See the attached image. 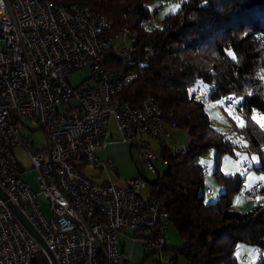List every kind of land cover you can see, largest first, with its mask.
Segmentation results:
<instances>
[{
  "label": "built area",
  "instance_id": "built-area-1",
  "mask_svg": "<svg viewBox=\"0 0 264 264\" xmlns=\"http://www.w3.org/2000/svg\"><path fill=\"white\" fill-rule=\"evenodd\" d=\"M135 40L129 28L113 32L103 13L84 4L0 0V186L58 264H122L120 232L145 234L144 250L158 252L159 259L167 244L168 213L160 200L149 197L145 173L118 186L97 182L83 171L88 164L114 168L113 160L102 163L96 155L109 136L115 137L108 130L111 117L122 142L141 149L150 173H158L159 163L167 164L162 146L173 154L185 150L184 145H166L171 134L152 97L131 105L117 96L142 71ZM84 69L92 83L71 87L69 76ZM208 93L202 87L195 90L201 100ZM227 108L237 110L234 98ZM32 120L42 130L41 147L34 148L31 138L21 135L20 125ZM145 136L157 143L156 152ZM15 146L28 150L36 188L26 182ZM247 171L245 162L239 173ZM262 189L259 181L249 187L243 181L238 195L255 202ZM213 191L206 184L199 193L211 196ZM41 253L0 200V264H32Z\"/></svg>",
  "mask_w": 264,
  "mask_h": 264
},
{
  "label": "trees",
  "instance_id": "trees-1",
  "mask_svg": "<svg viewBox=\"0 0 264 264\" xmlns=\"http://www.w3.org/2000/svg\"><path fill=\"white\" fill-rule=\"evenodd\" d=\"M49 1L65 7L84 4L103 13L113 32L129 28L136 37L142 71L118 92V98L136 105L152 97L166 126L187 132L185 150L173 154L162 146L165 171L146 180L149 197L163 203L168 223L182 240L172 248L174 264L178 255L187 264H237L234 253L243 244L259 251L258 264H264V202L247 212L233 208L244 177L225 175L221 166L225 156L235 155L237 145L211 126L204 101L195 96L196 88L202 87L209 91L207 99L222 100L226 107L230 98L235 99V112L244 119L235 129L246 141L248 155L258 158L254 169L264 173V129L252 116L255 110L264 115V0H181L175 13L151 28L148 0ZM209 149L211 175L222 191L207 203L199 193L206 186V167L196 160ZM137 172L142 174L141 169ZM132 237L143 239L137 232ZM143 253L145 259L155 254ZM152 262L160 264L158 259ZM32 264L49 262L41 253Z\"/></svg>",
  "mask_w": 264,
  "mask_h": 264
},
{
  "label": "rangeland",
  "instance_id": "rangeland-1",
  "mask_svg": "<svg viewBox=\"0 0 264 264\" xmlns=\"http://www.w3.org/2000/svg\"><path fill=\"white\" fill-rule=\"evenodd\" d=\"M177 5L178 7H175ZM145 6L152 13V18L148 25V27L151 28L154 26H159L161 20L166 15L175 13L180 6V2L175 3L172 0H148L145 3ZM174 7L175 10H172ZM67 82L71 87H76L82 82L92 83L90 81V72L88 69L77 72L69 76ZM203 101L211 126L219 132L226 133L227 137L237 145L234 156H225L223 158L221 166L222 173L225 175L238 174L241 166L247 161L249 162L250 169L247 172L248 177L244 182L248 181V179L255 174L264 175V173L257 172L254 169V167L259 164L258 158L256 155H248V153L244 149L246 146V141L235 129L241 127L244 123V119L241 114L238 112H231L224 105L222 100L216 101L206 99ZM239 101L240 99L237 100V102ZM252 116L261 127H264V115L259 118L257 116V113L254 112L252 113ZM20 128L21 135L23 137L26 138L27 136H29L31 138L34 148L40 147L43 144V133L40 129L39 124L35 120L24 121L23 125H20ZM167 129L171 134V138L166 140V145H185L189 140L187 132L184 129H179L176 127H167ZM108 130L110 133L114 134L115 137L109 136L107 139L106 148L98 152L96 155L102 163H105L108 159L113 160L115 165L114 168L116 169L117 174H115L111 168L101 167L98 169L94 166V164L85 165L83 167V171L88 176L93 177L97 182L110 181L118 186L124 185L128 180L137 177L139 175L137 169H141V171L145 173L144 175L147 180L152 181L157 179V173H150L146 170V165L144 163L145 159L143 157L141 149L137 147H130L129 143L122 142L121 134L117 130L115 119L113 117L110 118ZM145 137L146 139H148L147 141L152 147L151 150L153 152H156V150L158 149L157 143L151 140L148 136ZM13 154L18 164L23 168L24 173H26L24 175L26 182H28L33 188H36V171L32 167L28 150L23 147L15 146L13 147ZM196 162L208 168V172L205 175V182L208 183V180H210L213 183V187L215 186V199L211 200L210 197L204 196V200L207 203L213 202L217 199L219 194L217 193V188L222 189L221 185L217 181H215V179L211 175L213 167V150L209 149L206 153L198 156ZM156 169L159 174L158 176H161L165 171V166L159 163V165L156 166ZM239 175L243 177V175H241L240 173ZM256 182L257 180L250 181L248 183L249 186H252ZM142 193L143 195H145L146 190ZM238 196L241 195H237V197ZM241 199L244 198L241 196ZM247 202L249 203L251 201ZM263 202L264 200L260 199L258 203ZM252 207L250 210L253 209ZM167 229L169 234V244L167 248H169L166 250L164 248V250L161 251V259H159L158 252L147 259L144 258V238H133V232H125V234L124 232L117 233V236L119 237V246H121L122 244L124 248V254L121 256L122 264H154L152 261L157 259L161 261L160 264H168L170 260L176 255L172 248L179 247L182 244V240L180 239L176 229L171 224H168ZM137 236L146 237L145 234H137ZM241 246H244V251L240 249ZM241 246H239L234 253L235 258L237 259V264H258L260 255L259 251L255 250V248H253L252 246H248L245 244ZM262 255L264 257V252L262 253ZM125 260H128V262ZM177 264H187V262L183 256L178 255Z\"/></svg>",
  "mask_w": 264,
  "mask_h": 264
},
{
  "label": "water",
  "instance_id": "water-1",
  "mask_svg": "<svg viewBox=\"0 0 264 264\" xmlns=\"http://www.w3.org/2000/svg\"><path fill=\"white\" fill-rule=\"evenodd\" d=\"M0 200L4 205L11 211L14 218L21 224V226L28 232V234L33 238V240L38 244L41 249L42 254L46 257L49 264H58L54 254L49 249L45 241L42 239L40 234L37 232L35 227L27 220L25 215L21 212L19 207L11 201L7 193L0 186Z\"/></svg>",
  "mask_w": 264,
  "mask_h": 264
},
{
  "label": "crops",
  "instance_id": "crops-1",
  "mask_svg": "<svg viewBox=\"0 0 264 264\" xmlns=\"http://www.w3.org/2000/svg\"><path fill=\"white\" fill-rule=\"evenodd\" d=\"M263 129H264V127H262ZM43 145V144H42ZM41 145V146H42ZM40 146V147H41ZM244 177V181H245V179L248 177V173H246L245 174V176H243ZM262 178H264V175H261V174H255V175H253V176H251L249 179H248V181H246L245 183L248 185V187H249V183L248 182H250V181H254V180H257V181H259V182H261L262 184H263V189H262V191H261V193L259 194V196H258V198H257V200H256V202H247L246 200H244V199H241V196H236L235 197V199H234V201H233V208L235 209V210H237V211H240V212H246L247 210L249 211L250 209H251V207H252V205H253V207L252 208H254V206H256L257 204H261V203H258L259 202V200L260 199H263L264 200V179H262ZM206 183V182H205ZM207 185H209V184H212L213 185V183L210 181V180H208V183H206ZM214 189V191H213V194L211 195V196H208V197H210L211 198V200H214L215 199V190H216V188H215V186L213 187ZM222 191V189H220V188H217V193H220ZM219 195V194H218ZM124 234H125V232H124ZM167 236H168V241H169V234H168V229H167ZM117 241H118V244H119V237L117 236ZM167 241V244H166V247L168 246V244H169V242ZM121 253H122V255L124 254V248H123V245L121 244ZM240 249H242L243 251H244V246H241L240 247ZM166 250V249H165ZM121 255V256H122ZM125 261H127L128 262V260H125ZM130 264H132V263H130Z\"/></svg>",
  "mask_w": 264,
  "mask_h": 264
},
{
  "label": "bare ground",
  "instance_id": "bare-ground-1",
  "mask_svg": "<svg viewBox=\"0 0 264 264\" xmlns=\"http://www.w3.org/2000/svg\"><path fill=\"white\" fill-rule=\"evenodd\" d=\"M149 232H156V228H149Z\"/></svg>",
  "mask_w": 264,
  "mask_h": 264
},
{
  "label": "snow or ice",
  "instance_id": "snow-or-ice-1",
  "mask_svg": "<svg viewBox=\"0 0 264 264\" xmlns=\"http://www.w3.org/2000/svg\"><path fill=\"white\" fill-rule=\"evenodd\" d=\"M175 7H178V5L177 6H175ZM175 7L172 9V10H175ZM255 159V158H254ZM262 179H264V178H262Z\"/></svg>",
  "mask_w": 264,
  "mask_h": 264
}]
</instances>
